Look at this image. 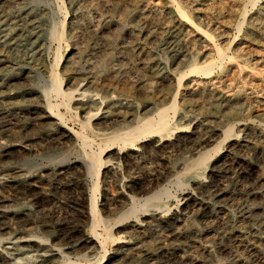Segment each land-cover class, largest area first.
I'll use <instances>...</instances> for the list:
<instances>
[{"label":"rangeland","instance_id":"374dc122","mask_svg":"<svg viewBox=\"0 0 264 264\" xmlns=\"http://www.w3.org/2000/svg\"><path fill=\"white\" fill-rule=\"evenodd\" d=\"M171 1L1 0L0 12L7 16L9 23L28 8L37 6L44 14L53 9L54 21L63 23L67 33L61 42L51 39L46 32L48 22L45 15L41 24L37 25V29L29 36L23 31L9 34L4 31L5 25L0 26V41L8 34L6 43L0 44L1 70L3 73L16 75L15 84L9 85L11 89H24L35 83L45 84L50 66L54 62L59 63L64 89L75 91L79 85H83V89L87 88L89 91L116 92L134 101L135 107L143 113L146 110L142 109L145 102H170L178 89V76L180 72H189L192 58L201 63L200 65L212 59L211 62L216 63L212 74L190 73L185 76L184 84L179 89L177 107L168 111L179 130L177 128L174 133L169 134L170 136H148V141L145 142H152L153 146L163 140H177V145L161 150L150 147L146 151H137L138 155H134L133 160L130 159L129 162L123 163L121 160L114 169L115 176L107 177L99 183L98 208L102 209L103 217L110 221L113 237L127 238L138 243L141 249L147 242H153L151 232L143 228L144 222H141L138 229L131 227V223L144 216V213H154L165 219L167 226L157 227L163 236V250L158 251L152 258H146L142 253L139 259L135 260L136 264H171L173 260L172 264H264V213L257 215L249 212L252 208L264 209V177L263 181L256 180L253 172L257 170L264 173V0ZM19 2H23V8L17 7ZM177 5L188 16V20L197 26L196 29L178 15ZM239 22H242L241 26H238ZM71 23L73 29L70 31ZM77 25L80 27L77 28ZM199 29L208 33L209 39L213 41L210 42L205 38L207 36H202ZM216 43L227 55L223 60H220L216 52ZM113 47L114 57L108 59L105 55ZM175 54H180L179 59L169 65L174 74L166 79L156 76L155 57L167 61ZM150 56V64L155 65L146 67L145 62ZM231 56L236 58L232 60ZM105 64L110 66L109 69L114 68L117 71L98 74L97 78L100 79L91 83L93 79L89 76L90 71L93 73L95 70L93 74H97L100 66ZM201 86H205L209 94L200 95L195 91ZM185 94L190 97L184 98ZM35 96L32 94L14 98L12 101L17 107L14 109L0 107V113H3L0 115L3 116L2 121L9 119L8 123L13 128L9 137L0 139V147L17 144V147H9L5 155H0V181L10 178L12 167H21L23 174L36 177L31 182H24L22 177L12 184L0 183V250L5 242H10L12 252L19 248L26 249L33 264H53L64 257H68L70 261L84 263L85 260L79 256L90 250L89 259L100 262L114 254L125 253L127 249L120 248L121 239L107 245L106 254L103 250H98L99 248L92 250L94 248L91 246H75L68 255L61 250L65 245L74 244L76 236L89 231L86 230L87 227L80 226L79 220L80 211H84L82 204H77L82 181L71 173H64L60 178L54 175V170L58 161L75 156L77 149L89 151V148L81 147L80 144L74 147L72 141L48 134L47 127L36 118L40 110L38 111L36 106ZM226 96L227 99L230 98L227 104L221 102ZM62 112L64 113V110ZM64 114L67 127L90 135L94 139L93 149H96V144L101 139L82 126L81 111L74 114L65 111ZM95 121L92 119L90 124ZM205 125L207 128H204ZM228 126L231 127V133L226 130ZM217 127L224 129L227 135L220 133L211 137L212 130ZM209 138L210 143L204 142ZM229 139L239 141L241 145L238 148H229L226 143ZM215 144L217 148H214ZM196 149L209 151L198 167L199 173L177 184L176 173L182 167V158L194 154ZM208 154L211 155L210 158H207ZM221 155H225L224 161L212 169L213 161ZM154 172L161 176L147 179ZM46 174L49 175L48 178H41V175ZM133 177L143 178L144 181L140 180L136 187L128 186L127 183ZM193 180L206 184L202 192L192 185ZM91 183L88 179L89 187ZM159 188L168 190L169 199L166 197L161 207L144 205L142 197L144 198L148 191ZM251 189L259 194L247 199V191ZM220 190H223L224 194L221 195ZM187 193L191 200L184 201L182 197ZM133 201L139 204H136V212L129 214L127 209ZM247 219L250 221L246 222ZM188 220L195 222L201 232L186 239L167 241L169 222L187 223ZM252 229L258 232L254 234ZM97 230L101 231V227ZM21 238H29L31 244L21 246L18 242ZM175 250L179 252L175 253ZM188 256H194V260ZM113 264L127 263L121 258L113 261Z\"/></svg>","mask_w":264,"mask_h":264},{"label":"bare ground","instance_id":"6f19581e","mask_svg":"<svg viewBox=\"0 0 264 264\" xmlns=\"http://www.w3.org/2000/svg\"><path fill=\"white\" fill-rule=\"evenodd\" d=\"M73 1H75V0H73ZM17 7L23 8L24 7L23 2L17 3ZM51 10L52 11H50L49 13L46 12V14H44V12L40 9V7H37V6L34 7L33 6V7L28 8L19 17H15L14 21H12L10 23L8 21L9 19L7 18V16L1 14V12H0V26H4L5 25L4 26V28H5L4 31L5 32H8L9 34L11 32H12V34L13 33L14 34H17L19 31H21V32L23 31V32H25L29 36V35H32L34 33L35 29H37V27H38L37 25H40L41 24V22L45 18L44 17V15H45L46 16V19L45 20H47V22H48V26L46 28V32H47L48 36L51 39H57V40H59V42H61L65 38V36H67V33H65L64 24L63 23L59 24V23H56V21H54V19H53V11L54 10L53 9H51ZM176 12L178 13V15L180 14L183 18H185L186 21H189L192 25H194L195 26V29L197 28V26L193 23V21H191L190 19L188 20V18H187L188 16L185 14V12L178 5H177ZM7 22H8V24H7ZM177 23L179 24V22H177ZM241 24H242V22H239L238 23V26H241ZM79 27L80 26H78L77 28H79ZM71 29H73V23H71L70 31H71ZM196 31H198V30H196ZM199 32H200V34L202 32V36H204V37L207 36L205 38H208L209 39V37H208L209 34L208 33H207L208 34L207 35L206 32L203 31L202 29H199ZM7 36H8V34H7ZM6 37H4L0 41V44L1 45H4L6 43V40H7ZM211 41H213V40H210V42ZM213 44H214V42H213ZM191 48H193V47H191ZM114 52L115 51H114V47H113V48L109 49V53L106 54L105 56L108 59L110 57L113 58L114 57ZM216 52L219 54L220 60H223L227 56L226 53L223 52L222 49H220V47L217 45V43H216ZM138 56H140V55H138ZM179 57H180V54H175V55H172L171 56V59L170 60H167L166 59L167 61H162L163 59H161L160 57H157V58L155 57L154 63H156V66H157V68L154 71L155 75L156 76H161V77H163L165 79L166 78H169L170 76H172L174 74V72L169 68V65L172 62L178 60ZM235 58H236L235 56H231L230 57V59H232V60L235 59ZM150 59H151V56L149 57L148 61L145 62L146 67H150V66H154L155 65V64H150ZM211 60L208 61V62H206L204 65H200L201 63L199 64L194 58H192L191 59V62H190V65H189V72H180V74L178 76V81L176 83V84H178V89L172 95V97L170 99V102L169 103H165V102H160V103H149V102H145L143 104V106H142V109L145 108L146 110L143 113H140L139 108H136L135 107L134 101H132L131 99H128L127 97H124V96H122L120 94H117L116 92L108 93L109 92L108 91L107 93H100L98 91L97 92L96 91H89V89H87V88L83 89V85H79L75 89V91H71V90H68V89H64V85H63V81L64 80H63V77H62L61 73L59 72V66H60L59 63H55L54 62L50 66L49 77L46 80V83L45 84L39 85V84L35 83V84H32L31 86H29L28 88H24V89L23 88H17V87L11 89L9 87V85L15 84V81L14 80L17 79L16 78V75H10L9 73L7 74V72L6 73L5 72L3 73L2 70H1V67H0V107L2 109H14V108H17L14 105L13 101H12V100H14V98H16V97H25L27 95L35 94L36 95L35 96V99H36L37 105H36V103H34V105H36L39 108L38 111L40 110V113L37 114L36 118L41 121L42 125H44V126L47 127L46 128L47 133L50 134V135H56V137H59L62 140H68L69 142L72 141L74 147H77L80 144L81 147L89 148V151H85V150H83V148L82 149H77V154L75 156L67 159V160H64V161H61V162L58 161V160H56L59 163L57 162L58 165H57L56 169L54 170V175L62 178L63 175H64V173H71L73 176L78 177L79 180L82 181L81 184H80V195H79V197L77 199V201H78L77 204H82V206L84 207V211H80V218H79V220L81 221L80 226L87 227L86 230L89 231V233H81L80 235L76 236L74 238V244L65 245V247L63 249H61L63 251V253L65 255H68V253H70L73 250V247H75V246H89V247L91 246L92 248H94L92 250H95L96 251L99 248L98 250H103L104 253L106 254V252H107L106 251V246L109 245L110 243L116 241L117 239L118 240L121 239V241H120L121 242L120 243V248L122 247V248L127 249L125 253L123 252V254H118V255H115L114 254L115 256L113 255L112 257H108L103 262H100L98 260L97 261H91L89 259L90 252H91V250H90V252H87L86 251V253L80 254V256H79L80 259L85 260L84 263H81L79 261H70L68 257H64L62 259H59V261H57V260L54 261L53 264H113V261H116V260L118 261L121 258H124L125 263H127V264H136L135 263V260L137 258L139 259V257L141 256L142 253H144V255H145L146 258H152V257H154L156 255V253L158 251L163 250V245L161 243V240H163L162 239L163 236L157 230V227L162 228V227H165L167 225L165 223V219L161 218L159 215H156L154 213H149L148 212L149 214H146V215L144 213V216H140L138 219H136V221L132 222L131 225H130L131 227L138 229V228H140L141 222H144L145 227H143V228H146V229H149L150 230V232H151V235L150 236L152 237L153 242H147V244L142 247L143 249L139 248L138 243H134V242H132L130 240H127V238L119 237V235H117V237H119V238L113 237V233H112V230H111L112 227H110V225H111L110 221L108 219H105L103 217V215H102V209L98 208V202H97V194L98 193L97 192L99 190V183H101V181H104L107 177H113V176H115L116 171H114V169L116 168V165H118L119 162H121V160H122V162L125 161V163L126 162H129L130 159L133 160L134 155H136V156L138 155L137 154V151H146L150 147H154L157 150H161V149L169 148L170 146L175 147V145H177V142H178L177 140L176 141H169V142H167V141H164V140L161 141V138H159V140L161 142L158 143V144H155L153 146L151 144L152 142L151 143H145V142L148 141V139L146 138L148 136L157 135V136L164 137V136H167V135L171 134L173 131H175L178 128L175 125V123L171 120V116L168 113V111H169V109L175 110L176 107H177V104H178L177 103L178 102L177 101V98H178V95L180 94L179 93L180 92L179 89L184 84L185 76L187 77L190 73H204V74H210L211 73L212 74V71H213L214 67L216 66V63L211 62ZM109 67H108L107 64H105L104 66L101 65L100 66L99 73L93 74L95 72V70H94L93 73L90 71V73L93 74L92 76H91L90 73H89L90 75L87 73L93 79V82H91V83H95L96 81H98L100 79V78H97L98 77L97 76L98 74H102L103 75V74H106L108 71H110L111 73H114V72L117 71V69H114L113 68L114 69L113 70V69H109ZM86 72H88V71H86ZM146 74H147V72H146ZM202 81H204V80H202ZM191 88H192V86H191ZM175 89H176V87H175ZM195 91H197L198 94H200V95L209 94L208 93V90H207V88L205 86L197 87L195 89ZM183 92H186V91H183ZM158 97H159V95H158ZM186 97L188 98L190 96H188V95L185 94L184 95V98H186ZM229 101H230V98L227 99V96L224 97V98H222V100H221V102H225L226 104L229 103ZM236 105H238V104H236ZM62 110H64V113L66 111V112H70V114H72V113L74 114L75 112L81 111V113H82V116H81V124H82V126L88 128V130L93 135H98L100 137V139H101V141L99 143L97 142V144H96L97 148L96 149H93L94 146H92V145H93L94 139L90 135H84L82 133V131L73 130V129H70V128L67 127L66 122H65V114L62 112ZM184 114H186V113H184ZM0 115H3V113H0ZM184 116H182V117H184ZM70 118H72V117H70ZM2 119H3V116L0 117V139L2 137H9L13 133L12 125H10V123H8L9 119H7V120L5 119L4 121H2ZM92 119H94L96 121H95V123L90 124ZM231 126H233V125H231ZM224 127H226V126H224ZM204 128H207V126L205 125ZM219 128L220 127H217V128H214L212 130L211 137L213 135H216V134L222 133V135H223V133H224V135H225L227 133V132L225 133V130L224 129H219ZM98 130H99V132H98ZM178 130H179V128H178ZM226 130L228 131V133H231V127L228 126ZM255 130H257V129H255ZM164 139H166V138H164ZM235 139H237V138H235ZM210 141H211V139L209 138V139H206L204 142L210 143ZM226 143H227V147L232 148V149H234V147L238 148L241 145V142L234 141L233 139L227 140ZM219 144H220V142H219ZM216 145L217 144H215V146L213 145L214 148L216 147ZM205 146H207V145H205ZM9 147H11V148L12 147H17V144H13V145H10V146L5 147V148H3V147L1 148L0 147L1 148L0 155H5L9 151ZM21 147H25V146H21ZM209 149H211V148H209ZM219 150L220 149H218V152H219ZM222 151H223V149H222ZM208 152H207V150H206V152L204 150H203V152L201 150H197L196 152H194V154L187 155L184 158H182L183 159V161H182L183 162L182 163V167L180 168V170L178 171V173H176V174H178V177L176 178V183L178 184V183L183 182V180H185V179L188 180V179H190L192 177H195L196 176V173L198 172L197 170H198V167H199L201 161L206 157V153H208ZM209 156H211V155L208 154L207 155V158H210ZM224 158H225V155H221V156H219V158L215 159L213 161V164L211 163L212 164V166H211L212 169L214 168V166H216L217 164H219L221 161H224ZM56 159H59V157H56ZM232 160H234V159H232ZM149 171H150V169H149ZM10 172H11L10 173L11 174L10 178L9 179L1 180L0 183L2 182L3 184L4 183L5 184H7V183L8 184H12L16 180H18L19 178H22V177H24L23 178V181L24 182H31V181H34V179L36 178V177L33 178V175L32 174H30V175L23 174L22 173L23 172V169L21 167H12V168H10ZM120 172H122V171H120ZM253 172H254V177H255L254 179H256V180H262L263 179V177H264L263 171L261 172V171L254 170ZM122 175H123V173H122ZM155 176L158 177V176H161V174L156 173V172L151 173V175L149 177H147V179L153 178ZM48 177H49V175H47V174L46 175H41V178H48ZM88 179L92 182L90 187L87 184V180ZM147 179H145V180H147ZM140 180L142 181L143 178L141 179L140 177H133L127 184H128V186L135 185V187H136V185H139L138 182H141ZM203 181H204V179H203ZM249 182H251V181H249ZM191 183H192L193 186H195L201 192H202V189H204L206 187V184L203 183V182H200V181L198 182V181H194L193 180ZM155 185H156V183H155ZM137 188H139V187H137ZM216 188H217V186H216ZM142 192H145V191H142ZM220 194L221 195L224 194V191L223 190H220ZM257 194H259V192H255L253 189L248 190L247 191V194H246V198L247 199H250L252 196H257ZM144 195H145V193H144ZM169 196H168V190L167 189H165V188H159V189L154 190L152 192H149L148 191L146 193V196L144 198L142 197V200L144 201V205L146 204V205H148L150 207L151 206H153V207H161L164 199L166 197H168V199H169ZM182 198H183L184 201L191 200V197H190V195L188 193L187 194H184ZM138 200H140V199H138ZM245 201H249V200H245ZM133 202L134 203H131V205L127 209V213H129V214L130 213L133 214V213L136 212V209H137L136 204L137 203H135V201H133ZM197 204H199V203H197ZM193 205H195V204H193ZM118 208H120V207H118ZM202 208H204V207H201V209ZM244 208H246V207H244ZM110 211H108V212H110ZM249 212H251L253 214H257V215H263L264 209L263 208H258V209L257 208H252V209L249 210ZM121 218H123V217H120V219ZM76 220H77V218H76ZM115 221H113V223H115ZM249 221L250 220L247 219L246 222H249ZM119 223H121V222H119ZM98 227H101V231L100 230H97ZM123 228H125V227H123ZM140 230H142V229H140ZM81 231H82V229H81ZM168 231L169 232L166 235L167 241L168 240L178 239V238L186 239L188 236H191L193 234H199L201 232V230L199 229V227L197 226V224H195V222H192V221H189L187 223H178L177 221H171V222H169ZM252 231H253L254 234H256L258 232L256 229H252ZM120 234L122 235V233H120ZM231 236H232V234H231ZM239 238H241V237H239ZM257 239H258V236H257ZM0 241H1V239H0ZM18 242H19V244L21 246H24V245H27V244L30 243L29 238L28 239L21 238V239L18 240ZM240 243H242V242H240ZM173 246H175V245H173ZM83 249H84V247H83ZM86 249H88V248H86ZM11 250H13L12 247H11V243L10 242H5L4 245H3V247H2V250H0V264H33V262L31 261V259L28 257V252H27L26 249L19 248L15 252H12ZM178 252L179 251L175 250V253H178ZM58 254H59V252H58ZM105 254H104V256H106ZM170 254H171V252H170ZM233 254H234V252H233ZM104 256H102V257H104ZM193 257L188 256V258H190L191 260H194ZM173 261H172V263H173ZM38 264H45V263L40 262Z\"/></svg>","mask_w":264,"mask_h":264}]
</instances>
